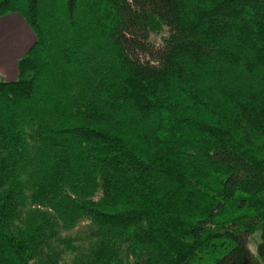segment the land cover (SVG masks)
Here are the masks:
<instances>
[{
	"label": "trees",
	"instance_id": "16d2710c",
	"mask_svg": "<svg viewBox=\"0 0 264 264\" xmlns=\"http://www.w3.org/2000/svg\"><path fill=\"white\" fill-rule=\"evenodd\" d=\"M8 13L35 42L0 80V264H264V0Z\"/></svg>",
	"mask_w": 264,
	"mask_h": 264
},
{
	"label": "crops",
	"instance_id": "0c3cea01",
	"mask_svg": "<svg viewBox=\"0 0 264 264\" xmlns=\"http://www.w3.org/2000/svg\"><path fill=\"white\" fill-rule=\"evenodd\" d=\"M35 42V35L17 13L0 17V80L11 82L18 75V61Z\"/></svg>",
	"mask_w": 264,
	"mask_h": 264
},
{
	"label": "rangeland",
	"instance_id": "374dc122",
	"mask_svg": "<svg viewBox=\"0 0 264 264\" xmlns=\"http://www.w3.org/2000/svg\"><path fill=\"white\" fill-rule=\"evenodd\" d=\"M167 27L162 26V29L160 32L151 33L150 34V42L156 46H159L162 44L163 38L167 36ZM87 221L80 222L75 228L70 230H60L59 235L60 237H69L72 239L73 245H84L83 237L85 235V231L87 230ZM246 242L249 250L255 254L256 247L259 242V233H254L252 235H249L246 237ZM71 252H67V254L64 256V259L61 261L60 264H72L71 262Z\"/></svg>",
	"mask_w": 264,
	"mask_h": 264
}]
</instances>
